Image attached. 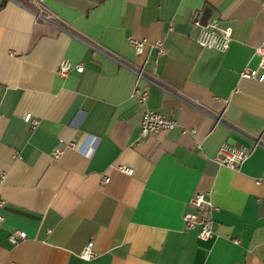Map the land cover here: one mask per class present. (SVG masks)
Here are the masks:
<instances>
[{
	"label": "crops",
	"instance_id": "obj_1",
	"mask_svg": "<svg viewBox=\"0 0 264 264\" xmlns=\"http://www.w3.org/2000/svg\"><path fill=\"white\" fill-rule=\"evenodd\" d=\"M44 4L0 0V264H264V80L241 74L258 64L264 0ZM213 18L232 28L225 52L197 43ZM130 38L147 41L141 55ZM63 59L84 70L60 75ZM146 107L178 126L140 138ZM256 134L237 168L216 161ZM90 136V155L60 143ZM197 192L216 207L209 239L184 225ZM15 230L28 239L12 243Z\"/></svg>",
	"mask_w": 264,
	"mask_h": 264
},
{
	"label": "built area",
	"instance_id": "obj_2",
	"mask_svg": "<svg viewBox=\"0 0 264 264\" xmlns=\"http://www.w3.org/2000/svg\"><path fill=\"white\" fill-rule=\"evenodd\" d=\"M39 5L40 11L45 10L47 7L44 4V0H35ZM41 15V13H39ZM47 19V17H44ZM196 23H200L199 14L195 15ZM233 31L231 27H221L218 18H213L207 24L203 25L201 31L197 37V43L202 48H212L222 52H225L230 47L232 41ZM130 43L134 47L136 55H141L147 45L146 40H139L130 38ZM160 53H165L166 49L162 44V41L158 40L155 43ZM256 56L258 57V64L256 67L248 65L243 71L242 76L248 78H254L258 80H264V40L256 48ZM72 70L83 71L84 66L82 64H74L69 59H63L58 66V73L62 76H67ZM134 72L138 79L145 76L146 67L144 65L134 64ZM134 96L142 104H147L149 98V91L145 88L137 86L134 90ZM24 121L29 123L31 127H36L39 124V119L34 117L32 113H25L23 115ZM217 122L221 121V118H216ZM178 126V121L173 118L165 117L161 113L157 112L151 107H146L142 113L141 118V131L140 138L146 137L150 133H158L162 130H171ZM89 136V135H87ZM86 136V137H87ZM86 137L82 138L79 142H65L60 140V143H65V146L72 147L75 150L90 155L94 149L96 142L95 136H90L93 142L87 144ZM254 145L251 147H238L224 143L220 146L217 155L215 157L221 165H226L230 168H237L253 151V149L260 145L263 141L261 134L254 135ZM64 152V146H58L53 154L55 157H60ZM121 170L128 174H133V169L130 167L122 166ZM109 178H104V182H108ZM2 201H0V204ZM190 209L184 213V225L186 229L198 228L199 237L201 239H209L215 235L213 228V211L216 209L209 194L204 192L195 193L189 201ZM28 239V233L23 230H15L9 234V240L14 243H20ZM96 256V252L93 247V243L90 242L81 253L82 258L90 259Z\"/></svg>",
	"mask_w": 264,
	"mask_h": 264
},
{
	"label": "water",
	"instance_id": "obj_3",
	"mask_svg": "<svg viewBox=\"0 0 264 264\" xmlns=\"http://www.w3.org/2000/svg\"><path fill=\"white\" fill-rule=\"evenodd\" d=\"M208 22V21H207ZM207 24V23H206Z\"/></svg>",
	"mask_w": 264,
	"mask_h": 264
}]
</instances>
